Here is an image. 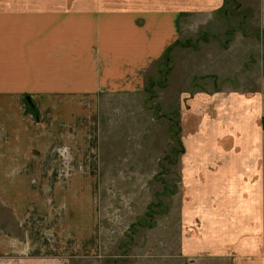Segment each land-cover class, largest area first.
I'll use <instances>...</instances> for the list:
<instances>
[{
	"label": "crops",
	"instance_id": "1",
	"mask_svg": "<svg viewBox=\"0 0 264 264\" xmlns=\"http://www.w3.org/2000/svg\"><path fill=\"white\" fill-rule=\"evenodd\" d=\"M74 1L0 0V264H71L73 250L95 239L80 233L83 217L88 228L97 217L85 162L97 145L99 97L143 92L146 73L193 17L203 25L225 5ZM234 1L264 31V0ZM253 79V91H202L187 103L195 131L180 165L181 219L193 262L264 264V74Z\"/></svg>",
	"mask_w": 264,
	"mask_h": 264
},
{
	"label": "rangeland",
	"instance_id": "2",
	"mask_svg": "<svg viewBox=\"0 0 264 264\" xmlns=\"http://www.w3.org/2000/svg\"><path fill=\"white\" fill-rule=\"evenodd\" d=\"M234 8L238 14H215L203 25L205 20L193 17L194 26L183 29L181 41L191 40L194 46L185 49L180 41L169 47L146 73L143 92L99 97L93 116L97 145L85 162L91 167L85 176L94 179L97 190V217L90 228L83 217L80 233L96 236L73 250L71 264H221L200 257L193 262L185 252L188 234L181 218L187 195L180 165L195 124L188 100L202 91H253L254 72L264 74L259 17L243 5ZM229 29H237L232 37L226 35ZM153 82L151 94L146 89ZM23 103L32 105L33 97L24 94ZM32 110L39 122L41 114ZM76 177L60 178L72 183ZM77 202L71 200L69 207ZM144 218L146 225H138Z\"/></svg>",
	"mask_w": 264,
	"mask_h": 264
},
{
	"label": "trees",
	"instance_id": "3",
	"mask_svg": "<svg viewBox=\"0 0 264 264\" xmlns=\"http://www.w3.org/2000/svg\"><path fill=\"white\" fill-rule=\"evenodd\" d=\"M234 5L236 6V8H238V3L234 0H225V5L223 8H221L219 10V14L223 15V16H231V15H234V14H238L236 11H235V8H234ZM237 30V29H236ZM235 29H229L227 32H226V35L227 37H232L233 34L235 33L236 31ZM229 39V38H228ZM228 41V40H227ZM181 45L185 48H188V47H193L192 45V41L191 40H187L185 42H182ZM171 50V48H169V51ZM169 53L167 52L165 56H169L168 55ZM166 60H168V57L166 58ZM154 85V82L153 83H150L146 89L147 92L149 93H153L152 90H150L152 88V86ZM150 97H153V95H150ZM152 209V207L150 208ZM149 217H152L153 216V212L151 210H149V212L147 213ZM146 218L144 219H141L138 223V225H146ZM135 228L134 226L131 227V230L132 232H134V229Z\"/></svg>",
	"mask_w": 264,
	"mask_h": 264
}]
</instances>
